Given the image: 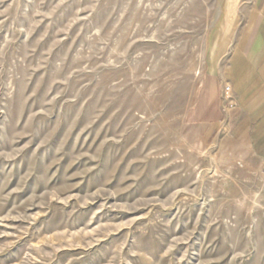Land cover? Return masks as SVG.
<instances>
[{
    "label": "rangeland",
    "instance_id": "374dc122",
    "mask_svg": "<svg viewBox=\"0 0 264 264\" xmlns=\"http://www.w3.org/2000/svg\"><path fill=\"white\" fill-rule=\"evenodd\" d=\"M235 2L0 0V264H264V164L192 115Z\"/></svg>",
    "mask_w": 264,
    "mask_h": 264
},
{
    "label": "crops",
    "instance_id": "0c3cea01",
    "mask_svg": "<svg viewBox=\"0 0 264 264\" xmlns=\"http://www.w3.org/2000/svg\"><path fill=\"white\" fill-rule=\"evenodd\" d=\"M192 115L238 155L264 164V0H236ZM233 9V8H231ZM240 14V16H239ZM229 86L227 97L224 87Z\"/></svg>",
    "mask_w": 264,
    "mask_h": 264
},
{
    "label": "built area",
    "instance_id": "2783aa9c",
    "mask_svg": "<svg viewBox=\"0 0 264 264\" xmlns=\"http://www.w3.org/2000/svg\"><path fill=\"white\" fill-rule=\"evenodd\" d=\"M229 90H230V87L228 85L224 87V93H225L224 97L225 98L227 97V93L229 92Z\"/></svg>",
    "mask_w": 264,
    "mask_h": 264
}]
</instances>
